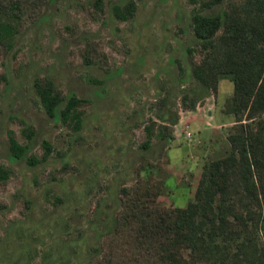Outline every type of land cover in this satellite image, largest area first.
Listing matches in <instances>:
<instances>
[{"label": "rangeland", "instance_id": "1", "mask_svg": "<svg viewBox=\"0 0 264 264\" xmlns=\"http://www.w3.org/2000/svg\"><path fill=\"white\" fill-rule=\"evenodd\" d=\"M93 1L31 0L13 45L0 48V166L7 172L0 181V264H40L47 254L41 264H83L120 186L137 176L155 179L162 182L157 203L183 207L203 166L229 151L227 133L236 121L225 110L227 76L193 110L179 103L178 89L190 81L188 16L202 0H133L127 20L109 14L110 0L99 8ZM35 80L82 99L78 131L46 115ZM168 89L178 113L166 129L171 137L152 136L143 150V126ZM29 131V154H43L42 139L51 145L45 160L32 166L9 160L8 136L23 143ZM66 237L76 239L75 252L63 247Z\"/></svg>", "mask_w": 264, "mask_h": 264}, {"label": "trees", "instance_id": "2", "mask_svg": "<svg viewBox=\"0 0 264 264\" xmlns=\"http://www.w3.org/2000/svg\"><path fill=\"white\" fill-rule=\"evenodd\" d=\"M30 1L0 0V48L5 51L13 45L19 20L32 9L24 8ZM222 1L202 0L189 12L192 45L185 46V55L190 81L179 87L178 96L183 108L193 110L205 95L215 93L220 76L231 80L225 110L236 123L227 133L228 153L203 166L193 198L183 207L157 203L158 180L137 176L120 186L109 223L98 231L83 264H264V0H228L218 11L205 10ZM93 4L99 8L102 0ZM107 4L118 20L135 11L133 0ZM33 86L47 116L80 129L82 113L76 106L81 98L62 95L50 82L35 80ZM172 91L158 97V110L143 126L141 149L150 147L152 136L171 137L166 129L178 119ZM31 137L29 131L20 143L8 136V159L30 166L44 161L51 145L42 139L43 154H29ZM6 177L0 166V181ZM74 239L61 240L64 248L72 247L69 252L76 251Z\"/></svg>", "mask_w": 264, "mask_h": 264}, {"label": "built area", "instance_id": "3", "mask_svg": "<svg viewBox=\"0 0 264 264\" xmlns=\"http://www.w3.org/2000/svg\"><path fill=\"white\" fill-rule=\"evenodd\" d=\"M186 135H187V136H190V134H189L188 132H186Z\"/></svg>", "mask_w": 264, "mask_h": 264}]
</instances>
